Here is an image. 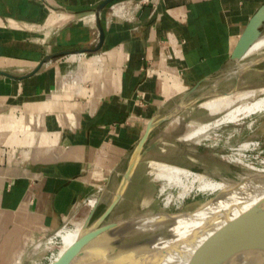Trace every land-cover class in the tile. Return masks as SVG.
Segmentation results:
<instances>
[{
	"label": "crops",
	"instance_id": "1",
	"mask_svg": "<svg viewBox=\"0 0 264 264\" xmlns=\"http://www.w3.org/2000/svg\"><path fill=\"white\" fill-rule=\"evenodd\" d=\"M103 1L0 0V72L13 76L0 73V264H33L48 235L84 225L92 197L94 222L148 123L219 87L264 3ZM187 110L152 129L143 150L160 129L181 131Z\"/></svg>",
	"mask_w": 264,
	"mask_h": 264
},
{
	"label": "rangeland",
	"instance_id": "2",
	"mask_svg": "<svg viewBox=\"0 0 264 264\" xmlns=\"http://www.w3.org/2000/svg\"><path fill=\"white\" fill-rule=\"evenodd\" d=\"M263 56L264 52H261L251 58L246 57L239 63L234 62L228 64L229 67L225 73L227 77H225V80L220 81L217 89L227 91L233 89L236 84L238 90L250 86L264 85V60L258 61L250 69L242 72V69L247 67L250 62L260 59ZM197 97L196 94L190 95L191 100ZM196 103L187 107L188 110L183 112V115L188 114V117L181 131H177L176 128L180 125L183 126L182 123L178 124V126L174 125L169 131L166 128L158 131L159 134H164L165 136L162 137L163 139L160 142L157 152H165L169 148H173L175 153L172 151V154L179 155V152L182 150L184 157L188 159L184 161V159L179 158L184 165L189 166L195 171H214L210 175L213 179L223 180L231 185H237L238 182L242 183L246 181L251 182V184L264 182V112L252 114L237 122L222 124L219 128H211L201 136L199 142L183 139L176 141L175 137L177 138L192 129V126L188 124V121L192 118L206 122L218 116L209 115L205 109L197 107ZM165 129L167 134H165ZM244 143H250L249 148L241 150L244 164L239 162L230 163L227 159L228 156L236 153L238 148ZM143 156H147L146 158L148 159L145 158L138 162L130 178V182H128V187L125 192L126 195H124L117 205L114 213L110 214L103 223L101 227L102 233L97 238L95 236V240L90 242L86 247L83 264H90V260L93 257H98L97 253H102L110 241L114 245L115 253L119 250L117 248L121 245L123 246L125 241L128 242V245L132 242L139 241L138 247L133 252L139 247L138 252H140L144 247V244L140 245V243L146 242V244L148 243L150 245L151 243L149 242L152 241L155 235H158L160 227L164 222L171 227L167 229V243L164 247L173 244L176 238L181 237L187 232L182 227L184 221L190 219L202 205L206 203L211 205V207L209 205L203 215V217H207L214 209H220L229 200L235 198V196L230 198L231 193L223 189H217L208 193L195 190L183 198L182 201L176 200L166 205L165 200L167 195L172 194L177 196L178 189L176 187H170L162 192L160 190L162 182L154 179V175L150 171L149 160L153 158L152 154L150 155V153L146 152L142 154ZM179 159L178 161H180ZM246 163L254 169H250ZM214 195L217 196L212 198ZM92 199L97 198L92 197ZM86 204L91 206V204ZM74 226L65 225L63 227ZM169 240L172 241L168 242ZM61 246L60 236L57 235L56 231L51 233L45 240V249L41 252L40 258L35 260L33 264H53L52 258ZM161 254L162 252L158 257V261L161 259ZM90 255L91 258L87 263L86 259ZM103 255L106 258L107 253L104 252ZM134 258L136 257L129 256L124 261L130 262Z\"/></svg>",
	"mask_w": 264,
	"mask_h": 264
},
{
	"label": "bare ground",
	"instance_id": "3",
	"mask_svg": "<svg viewBox=\"0 0 264 264\" xmlns=\"http://www.w3.org/2000/svg\"><path fill=\"white\" fill-rule=\"evenodd\" d=\"M261 52H264V35L259 37L253 43L246 53L244 59L246 57L251 58L254 55L260 54ZM217 88L218 86L211 88L209 91L205 89L203 94L201 93L199 96L205 97V95H207V97L199 100L196 103V106L205 109L211 116H218L213 117L211 120L206 122L192 118L188 121V124L192 126V129L177 138L175 137L176 141L183 139L186 141L199 142L201 136L211 128H219L222 124L237 122L240 119L248 117L252 114L264 112V85L250 86L241 90L230 89L227 91H221ZM194 101H196V99L191 100L190 96H188L186 100H183L181 103H179L176 106V109H173L169 114H166L165 117L170 114H180L182 109L185 110V108L190 107ZM172 117L174 116H170L169 119ZM249 146L250 143L242 144L236 153L228 156V161L230 163L239 162L244 164L242 158L243 153L241 150L249 148ZM172 151L175 153L173 148H169V150L165 152L150 153V155L152 154L153 158L149 160V166L151 168L150 171L153 173L154 179L162 182L160 190L163 192L170 187H176L178 189L177 196L172 194L167 195L165 200L166 205H169L171 202H175L176 200L182 201L183 198L195 190L208 193L217 189H223L224 191L231 193L230 198L233 196H235V198L229 200V202L220 209H214V211H212V213L207 217H203V215L207 211L206 209L210 204L206 203L205 205H202L190 217V219H187L182 224V227H184V230L187 232L181 237L176 238V241L173 242V244H169L165 247L164 245L167 243V229L171 227L166 225L164 222L160 227L158 235H155L152 239V242H150L151 244H144L143 248H150L148 251L150 254L149 256L147 255L145 259H139L138 257V259L134 258L130 262L124 261V259L127 258L126 254L130 255V253H132L133 250L138 247L139 241H135L134 243L132 242L129 245L128 242L125 241L123 246L119 245V248H117L116 245V248L119 249L116 253L114 252V245H112L110 241L100 255L101 259H103V264H134L136 262L140 263L141 261L146 264H187L192 252L215 229L224 224V222L247 212H264V189H260L264 188V182L257 184H251V182L249 183L247 181L242 183L238 182L240 185H242V187H240L238 183L237 186L234 184L231 185L223 180L213 179L210 175L213 174L214 171H195L181 162L180 159H184V161L188 160L184 157L182 150L179 152V155L172 154ZM142 154V151L140 152L138 149L133 155L130 168L128 169L129 164L124 168H120L118 174L119 179L111 188L110 199L107 201L110 202V205L111 202L115 200L116 203L114 210L124 195H126L125 192L128 187V182H130V178L132 177L138 162H140L138 161V158ZM178 159L180 161H178ZM135 163L136 166L134 167ZM247 166L250 169H254L251 165ZM104 188L105 187L103 186L102 189ZM96 203L97 199L92 200L91 206L93 207ZM87 234L88 229H83V223L74 227H63L57 233V235L60 236L62 246L53 256L52 263L78 264L79 262V264H83L86 247L90 242L95 240V238H91L90 236L85 237ZM84 239H86V243L81 246L82 240ZM170 241L172 240H169L168 242ZM163 242L164 244H162ZM139 248L134 252H138ZM104 252L107 253L106 258L105 255H103ZM161 252V259L158 261V257ZM131 256H133V253ZM105 260L106 263H104Z\"/></svg>",
	"mask_w": 264,
	"mask_h": 264
},
{
	"label": "water",
	"instance_id": "4",
	"mask_svg": "<svg viewBox=\"0 0 264 264\" xmlns=\"http://www.w3.org/2000/svg\"><path fill=\"white\" fill-rule=\"evenodd\" d=\"M114 0H104L101 3V6H105ZM262 35H264V3L256 10V12L249 19L245 29L241 33L233 51L230 55V60L236 63H239L244 59L246 53L253 45V43ZM105 38V32L102 27H100V39L99 46L103 44ZM85 49L80 50L79 52H84ZM49 56L44 59L38 67L33 71L36 72L39 70L41 65L47 60L51 59ZM264 60V56L260 59H256L249 63V65L242 69V72L250 69L251 66L256 64L258 61ZM2 74H6L10 77L12 75L0 72ZM241 73V72H240ZM209 77L204 78L201 82L207 80ZM199 82L195 87L190 90V92L194 91L200 84ZM237 89V84L233 88V90ZM205 95V94H204ZM198 96L196 101L206 98ZM169 117L162 118L159 121H155L152 119L146 128V131L139 141L137 145V150L145 153L147 151L152 150L156 147L162 139H157L151 145L144 148V143L147 141L152 129L160 124L162 121L168 119ZM142 155L139 156L138 161L141 160ZM132 161V160H131ZM131 161L129 162L128 169L130 168ZM137 163V160H136ZM136 163L134 167L136 166ZM217 195H214L212 198H215ZM115 200L111 202L110 205L104 210V212L94 221L90 222L93 216V213L97 207L98 202L93 206L92 211L87 218L86 222L83 225V229H88V234L85 237L97 238L99 234L102 233V225L106 221V219L112 214L114 211ZM113 226V225H112ZM109 228H111L109 226ZM106 230V229H105ZM152 242V241H150ZM149 242V243H150ZM86 243V239L82 240L81 246ZM146 244V242L140 243V245ZM97 250V249H96ZM147 250V251H146ZM149 249L142 248L140 252H133V257L138 259H145V257L149 256ZM97 253V252H96ZM101 252H98V257H93L90 260V264H103V259L100 256ZM152 253V252H151ZM132 253L126 254V256H131ZM91 258L88 257V260ZM106 263V260L104 261ZM111 263V262H110ZM79 264V262H78ZM134 264H146L144 262H136ZM187 264H264V212H247L244 214H240L228 221L224 222L220 227L215 229L191 254Z\"/></svg>",
	"mask_w": 264,
	"mask_h": 264
},
{
	"label": "built area",
	"instance_id": "5",
	"mask_svg": "<svg viewBox=\"0 0 264 264\" xmlns=\"http://www.w3.org/2000/svg\"><path fill=\"white\" fill-rule=\"evenodd\" d=\"M92 200H94V199L89 198V199L86 200V203L91 204Z\"/></svg>",
	"mask_w": 264,
	"mask_h": 264
}]
</instances>
